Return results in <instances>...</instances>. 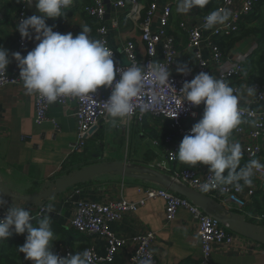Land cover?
Here are the masks:
<instances>
[{
	"label": "crops",
	"instance_id": "obj_1",
	"mask_svg": "<svg viewBox=\"0 0 264 264\" xmlns=\"http://www.w3.org/2000/svg\"><path fill=\"white\" fill-rule=\"evenodd\" d=\"M88 0H73L71 7L64 17L56 19L47 18L46 24L57 27L61 33L71 32L75 36L82 31L81 26H89L82 11V6ZM219 0H210L204 9L194 8L190 14L184 15L176 11L177 0L171 14V32L177 39L178 50L184 54L178 64L187 63L190 68L194 66V61L190 55L185 54L186 37L178 30L177 23L185 21L189 26H197L199 18L197 12L206 13L212 11ZM241 0H234L235 8H238ZM106 13L110 18L117 17L115 10L108 0H103ZM158 11L151 20V30L158 32V20L161 15L165 0H157ZM17 2L15 0H0V46L9 50L11 63L7 68V74L14 76L18 70V64L11 57V53L20 52L26 55L32 50L38 41L28 40L23 50H19L16 45L15 12ZM35 13L33 6L27 5V17ZM253 16L244 22V28H255L263 33L262 39L259 35L239 36L234 43L228 46L225 39L219 41V46L229 61L241 58L245 61V68L249 66V74L237 89L245 91L247 86L256 84L254 79L257 70L254 69L255 54L264 49V0L253 12ZM108 17V18H109ZM107 18V19H108ZM122 29V28H121ZM120 29V31H121ZM118 32V36L120 34ZM259 32V33H260ZM124 38L129 37L126 32H122ZM110 47L118 53L117 64L126 65L120 52V43L116 32L108 35ZM202 55L208 58L209 52L203 48ZM162 60L161 45L157 46V61ZM207 73L217 77L214 67H209ZM253 82V83H252ZM264 84V79L260 85ZM104 88L103 86L100 87ZM34 96L26 94L23 85L6 87L0 91V180L5 183L12 192L21 195L33 194L37 192L43 184L50 182L60 176H64L72 171L103 162H123L132 166H150L162 161V153L165 148L171 145L159 144L160 140L172 129L166 122L151 120V123L133 124L127 132L115 128L114 122L99 124L86 140L84 147L73 152L71 145L76 142V122L74 119L75 106L70 103L66 107L52 104L47 116V120L37 124L35 118ZM240 106L246 109L260 110L264 108V102L257 103L254 96L244 95L240 101ZM202 113L198 115L199 121ZM234 132V131H233ZM232 132L231 139L239 142L241 146L246 141ZM177 142L181 140L175 139ZM156 144H153L155 143ZM263 154L260 163L264 165V140ZM139 147L146 149L142 154ZM246 163L244 157L241 159V166ZM171 170L189 169L198 172H205L208 166H190L177 161V164L168 165ZM160 171V169H159ZM161 173V172H159ZM161 174H165L162 172ZM253 179V178H252ZM80 185V184H79ZM154 184L136 178H123L115 175H102L90 182L81 184L82 198L91 200L120 199L124 198L129 202L143 201L136 212L123 217L119 222H112L107 225L108 230L117 238L132 240L145 230L153 231L156 234L155 253L158 264H197L200 256V242L196 236V226L190 214L185 209L177 211L175 217L170 222H165L164 202L160 198L146 199L145 188ZM254 194L248 198L245 192L241 195L245 200V212L251 215H264V189L258 188L254 181L251 186ZM59 196V197H58ZM58 202L49 206L50 225L55 233L52 251L56 254L61 246L70 248L72 255L75 252L83 251L87 246L92 247L100 256L105 255V245L97 236L85 237L76 231L68 228V220L74 214L76 201L79 197L73 196L68 200L65 195H58ZM29 208L31 214L35 213V206H25ZM241 214L238 211H234ZM241 216H243L241 214ZM39 218H34L30 222L36 226ZM244 239V240H243ZM234 246H216L211 255L213 264H264V253L262 245L254 244L246 238H237ZM23 245L22 235L13 233L8 240L0 241V256L7 254L10 263L24 264L23 253H19L17 248ZM134 245L130 244L123 250L110 264H127L131 256Z\"/></svg>",
	"mask_w": 264,
	"mask_h": 264
},
{
	"label": "built area",
	"instance_id": "obj_2",
	"mask_svg": "<svg viewBox=\"0 0 264 264\" xmlns=\"http://www.w3.org/2000/svg\"><path fill=\"white\" fill-rule=\"evenodd\" d=\"M15 1L17 2L15 12V26L17 27L19 20L27 17L28 3L27 0ZM108 2L118 11L117 17L110 18L108 16L103 0H89L87 4L82 6L83 14L88 24L93 28L94 39L106 42V46L113 52L114 60L117 61L118 53L108 43L109 33L116 32L120 43L121 55L127 63L126 65L118 64L121 68L126 69L134 65H148L150 62H158L165 65L170 72V86H158L151 74L145 73L143 90L133 100V115L130 119L116 120L113 126L122 129V132H127L133 124L151 123V120L166 122L172 132L167 133L159 144L163 146L171 145V148H165L161 162L145 167L157 172H164V175L176 185L185 186L208 197L215 206L213 214L238 211L247 222L264 231V215H251L245 212L246 204L241 195L246 191V196L251 198L254 194L252 188L244 187L243 190L237 191L234 187L228 186L224 192L216 189L204 193L200 191V187L203 182L211 178L208 170L205 172L189 169L170 171L168 167L170 164H177L178 161L175 153L178 151L180 143L175 139L181 140L184 135L188 134L193 126L192 123L198 120L199 114H203V104L193 106L189 102L184 101L178 110L179 114L175 116V109L180 106L183 99L182 94L179 93L183 82L191 81L199 72H207L209 67H214L217 72V78L225 80L231 87L237 89L239 84L247 78L245 61H242L241 58H237L234 61L227 60L225 54L216 45V42L225 36L238 33L243 16L250 14L260 0H241L238 8H235L234 0H219L213 10L228 9L230 16L223 25L215 26L210 30H205L202 27L204 17L210 11L199 13L195 10L197 12L196 17L200 20L197 26H189L185 21L177 23L179 32L186 37L185 54L190 55L194 61V66L187 75L178 74L176 71L178 61L184 56L178 50L177 39L170 30L171 14L176 0H165L158 20L159 30L155 33L151 30V20L155 16L156 11H158L157 0H108ZM64 11L67 12L68 9ZM48 25L51 26L50 24ZM54 31L60 32V29L54 27ZM119 31L120 34L118 36ZM123 31L129 37L124 38L122 35ZM27 43L28 40H22L19 32L16 31L17 48L23 50ZM159 44L161 45L162 60L157 61V46ZM203 48L208 50V58L203 57L201 53ZM19 72L20 69L18 68L14 76L8 75L7 72L0 75V91L6 87L23 85ZM116 79H119V74H117ZM252 87L256 89L255 99L257 103L264 102V84L256 83ZM110 94L111 89L104 87L97 89L96 93L93 94V99L61 98L54 103L62 107H66L70 103L75 106L74 119L76 122L77 140L71 145L73 152H77L84 147L86 140L92 135L95 127L99 124L112 122L106 118L105 105L103 103L109 98ZM145 104L149 105L147 109L144 107ZM51 105L35 94L34 106L37 124L47 120ZM240 108L243 109L242 118L247 122L238 126L233 133L246 141V144L242 147L245 161L248 162L255 159L260 162L263 154L264 108L260 110L246 109L241 106ZM153 144H156V142ZM253 179L258 184V188L264 189V168L256 170ZM80 186L81 184L72 187L61 195H65L68 200H71L73 196L79 197V200L76 201L74 214L67 222L68 228L85 237L97 236L105 245L104 256H100L92 245L84 249L90 253V264H110L130 244L134 245V248L127 260V264H139V261L145 258L150 259L152 264H158V258L155 253V232L145 230L129 241L115 237L107 227L109 223L119 222L123 217L134 214L139 205L143 204V201L134 203L121 197L120 199L104 200L81 199L82 189L78 188ZM144 191L146 199L160 198L163 200L165 222L167 223L173 220L178 210L185 209L189 212L196 226V236L200 242L201 256L197 264H213L210 258L216 246H234V241L240 238L239 235L229 232L225 226L219 224L211 215L212 213L203 211L188 199L166 188L154 184L152 187L145 188ZM58 197L49 200L40 207L34 208L35 213L32 214L29 222L36 217L39 218L45 215L47 213L46 209H50V205L58 202L56 200ZM9 206L11 205L8 204L4 208H0V218L4 217ZM26 235L27 233L22 234L23 244ZM262 252L264 253V246H262ZM56 254L60 257H67L72 252L70 248L61 246ZM24 264H34V261L24 259Z\"/></svg>",
	"mask_w": 264,
	"mask_h": 264
},
{
	"label": "clouds",
	"instance_id": "obj_3",
	"mask_svg": "<svg viewBox=\"0 0 264 264\" xmlns=\"http://www.w3.org/2000/svg\"><path fill=\"white\" fill-rule=\"evenodd\" d=\"M33 6V0H27ZM73 0H34L35 13L19 20L16 31L22 40L38 41L36 46L22 55L11 53L20 69L19 76L26 94H36L48 104L61 98L93 99L101 86L111 89L109 98L103 102L106 118L130 119L134 112L133 100L143 90L145 73H150L158 86H170V72L165 65L150 62L148 65H134L121 68L113 58V52L106 42L92 38L91 29L81 26L82 31L73 33L54 31V26L46 24L47 18L64 17ZM210 0H177L176 11L188 15L199 7L204 9ZM230 16L228 9L210 11L204 17L205 30L223 25ZM11 63L9 50L0 46V75L7 72ZM178 74L187 75L191 68L187 63L178 64ZM119 74V79H116ZM183 99L175 116L179 114L184 101L193 106L203 104L202 117L184 135L175 153L182 164L208 166L211 178L201 184L200 191L207 193L218 189L224 192L228 186L237 191L251 186L255 171L264 168L258 160H250L241 166L242 146L230 137L242 123L243 109L240 101L244 95L251 97L256 89L247 86L245 91L234 89L225 80L207 72H199L191 81H184L179 90ZM145 109L149 105H144ZM25 201L24 198H21ZM20 199V200H21ZM19 202L7 207L0 218V241L8 240L13 233H27L23 245L17 248L25 260L34 264H90L87 250L60 257L52 251L55 233L50 225V216L43 215L36 226L29 221L32 214L29 208ZM4 192H0V208L8 205ZM50 213V209H46ZM139 264H152L150 259H142Z\"/></svg>",
	"mask_w": 264,
	"mask_h": 264
},
{
	"label": "water",
	"instance_id": "obj_4",
	"mask_svg": "<svg viewBox=\"0 0 264 264\" xmlns=\"http://www.w3.org/2000/svg\"><path fill=\"white\" fill-rule=\"evenodd\" d=\"M109 174L123 178H136L166 188L188 199L203 211L212 213L211 215L213 218L218 221L219 224L225 226L229 232L264 246V231L247 222L243 216L234 212H222L217 215L213 214L215 212V206L208 197L185 186L176 185L171 182L167 176L145 166H132L118 161L97 163L72 171L50 182H46L37 192L26 195L12 192L8 186L0 180V192H4L5 198L9 200L8 204L10 205L24 198L25 201L23 199L20 200L21 205L25 203V206L33 205L35 207H40L72 187L85 184L96 177Z\"/></svg>",
	"mask_w": 264,
	"mask_h": 264
},
{
	"label": "trees",
	"instance_id": "obj_5",
	"mask_svg": "<svg viewBox=\"0 0 264 264\" xmlns=\"http://www.w3.org/2000/svg\"><path fill=\"white\" fill-rule=\"evenodd\" d=\"M88 2H89V0L87 1V3ZM261 2H262V0H260V2L258 4H256L255 8L253 9V11L250 14H248L246 16H243L241 24H240V31L238 33L232 34L230 36H225V37L221 38L220 40L225 39L228 42V46H230L241 35L242 36H246V37L259 35L260 36L259 40L262 39L263 33H261L258 29H255V28H244L245 27L244 26V22H246L247 19L250 20V18L254 14L253 12L258 8V6L261 4ZM88 27L91 29L90 35L92 36V38H94L92 26L89 25ZM237 34H239V36L235 37V35H237ZM220 40H218V42H216V45L221 50V47L219 46V41ZM263 59H264V49H261V50L257 51V53L255 54V63H254L255 67H254V69L256 68V70H257L256 75L258 77H256L254 79V82L257 83V84H260L263 81V79H264ZM245 69H246V72H247V75H248L249 74V71H248L249 70V66L247 65ZM22 240H23V238H22ZM9 259L10 258L7 256V254L6 255L5 254H1V256H0V264H12V263L9 262L11 259L10 260ZM23 261H24V254H23Z\"/></svg>",
	"mask_w": 264,
	"mask_h": 264
},
{
	"label": "rangeland",
	"instance_id": "obj_6",
	"mask_svg": "<svg viewBox=\"0 0 264 264\" xmlns=\"http://www.w3.org/2000/svg\"><path fill=\"white\" fill-rule=\"evenodd\" d=\"M139 150L142 154H144L146 152V149H144L143 147H139Z\"/></svg>",
	"mask_w": 264,
	"mask_h": 264
}]
</instances>
